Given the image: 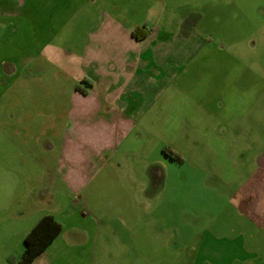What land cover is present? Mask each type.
Wrapping results in <instances>:
<instances>
[{
  "label": "rangeland",
  "instance_id": "rangeland-1",
  "mask_svg": "<svg viewBox=\"0 0 264 264\" xmlns=\"http://www.w3.org/2000/svg\"><path fill=\"white\" fill-rule=\"evenodd\" d=\"M167 1V9L158 7L166 26L150 45L162 56L151 59L146 71L151 87L167 88H153L133 109L142 117L131 148L137 155L124 158L134 166L103 172L98 194L91 188L67 197L59 189L51 213L62 235L32 264L158 261L167 253L157 251L165 228L158 216L167 212L168 229L177 207L222 206L249 174L254 154L264 150V0ZM47 5L48 0H26L28 18H0V264H15L22 255L36 215L29 205L37 179L43 165L57 158L46 156L42 146L48 135L59 143L65 91L87 84L76 80L74 64L64 70L65 57L52 60L68 45L61 37L78 49L83 28H62L54 36L59 27L48 19ZM138 14L135 22L143 19ZM139 160L165 175L162 193L158 189L156 201L146 205L150 220L134 204L140 195L132 183L144 182Z\"/></svg>",
  "mask_w": 264,
  "mask_h": 264
},
{
  "label": "crops",
  "instance_id": "crops-1",
  "mask_svg": "<svg viewBox=\"0 0 264 264\" xmlns=\"http://www.w3.org/2000/svg\"><path fill=\"white\" fill-rule=\"evenodd\" d=\"M17 1L7 4L0 1L1 19L6 20L14 13L17 18H28L30 11L24 9L26 0ZM168 3L167 0H48V19L59 27L54 36L66 27L75 30L74 33L75 27H81L85 34L77 50L61 37L68 45L58 53L55 51L52 60L65 57L64 70L69 71L74 64L71 72L77 73L76 80H85L87 84L82 92L77 86L65 91V126L59 143H54L51 135L44 141L43 153L46 156L56 153L57 158L51 165L44 164L40 171L42 180L37 179L38 189L29 205L36 215L27 233L44 216L49 215L56 221L51 211L57 208L53 202L59 189L67 193V197L83 196L91 188L98 194L102 189L100 183L104 177L100 175L103 172H114L123 164L129 169L134 166L130 159L124 158L137 155L131 148L142 117H137L133 109L147 94L158 89L151 87L150 74L146 71L151 59L162 56L153 52L150 45L168 19L163 17L165 11L160 12L158 7L165 10ZM135 12L142 14L140 22H135ZM32 21L35 19L30 17ZM136 30L138 39L132 35ZM251 163L249 174L222 206L216 205L213 211L177 207L175 224L168 229L170 216L167 212L160 214L158 219L165 228L158 233L162 242L157 251L167 253L148 264H264V150L256 152ZM138 166L142 167L144 182L132 183L140 195L134 199V204L137 213L150 220L152 211L146 205L156 201L158 189L162 193L165 175L163 169L152 168L143 161L139 160ZM60 226V233L33 262L62 235Z\"/></svg>",
  "mask_w": 264,
  "mask_h": 264
},
{
  "label": "trees",
  "instance_id": "trees-1",
  "mask_svg": "<svg viewBox=\"0 0 264 264\" xmlns=\"http://www.w3.org/2000/svg\"><path fill=\"white\" fill-rule=\"evenodd\" d=\"M138 30L132 35L138 39ZM76 89L80 91L77 86ZM163 154L172 155L171 152L164 151ZM175 159L181 161L179 157L173 154ZM61 226L51 216L42 217L37 224L26 234L23 239V252L19 260L15 264H31L33 260L39 256L60 233Z\"/></svg>",
  "mask_w": 264,
  "mask_h": 264
}]
</instances>
